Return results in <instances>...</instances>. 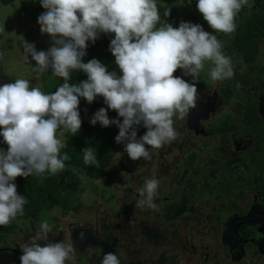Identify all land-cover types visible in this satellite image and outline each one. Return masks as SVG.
Wrapping results in <instances>:
<instances>
[{"label":"clouds","instance_id":"clouds-1","mask_svg":"<svg viewBox=\"0 0 264 264\" xmlns=\"http://www.w3.org/2000/svg\"><path fill=\"white\" fill-rule=\"evenodd\" d=\"M47 9L38 17L41 32L54 42L47 51H37L34 44L22 39L23 58L30 55L37 62L33 67L36 79L49 67L64 83L46 94L31 86L30 80L17 78L14 83L0 86V127L8 150L0 149V226L8 225L17 215H23L27 203L19 195L17 177L45 172L55 175L66 168L70 157L61 155L67 147L62 139L66 132L75 135L82 125L78 107L80 97L91 104L103 96L109 108L123 118L110 120L107 109H99L91 120L108 127L116 124L117 143L125 144L132 160H151L150 148H161L179 135L173 117L183 119L197 106L196 82L209 61V76L213 81L234 77L233 61L222 52V42L202 25L181 22L179 27L163 21L157 0H41ZM248 0H198L196 7L215 33L236 31V17ZM171 15L167 7L164 16ZM160 24L161 26L157 27ZM3 29H0L2 31ZM115 33L110 50L122 72H109L98 60L83 62L87 41L99 33ZM0 52V59L3 58ZM183 69L191 76L189 83L174 76ZM82 70L88 79L71 84V73ZM146 133L138 138L137 126ZM86 165L100 167L96 150H83ZM159 181L147 178L137 189L136 208L156 209ZM53 225L42 220L36 234L21 246L22 264H66L75 249L71 244L49 241ZM262 234H257V237ZM46 242L41 246L38 241ZM101 264H121L117 254L106 253Z\"/></svg>","mask_w":264,"mask_h":264},{"label":"flooded vegetation","instance_id":"flooded-vegetation-1","mask_svg":"<svg viewBox=\"0 0 264 264\" xmlns=\"http://www.w3.org/2000/svg\"><path fill=\"white\" fill-rule=\"evenodd\" d=\"M240 55L248 68L237 74L238 83L221 85L197 99L198 104L210 98L214 107L196 122L194 129L200 132L189 134L193 109L182 120L188 149L173 162L172 197L160 199L159 204L170 200L166 212L154 216L172 223L171 229L144 218L132 229L129 219L122 224L99 214L88 223L64 224L49 233V241L74 247L66 264H101L106 253L117 254L121 264H151L146 251L152 264H264V63L260 53L253 62ZM227 87L232 90L229 100ZM234 95L238 98L230 102ZM197 205L203 215L196 214ZM39 216L51 221L48 214ZM8 234L0 237V264H22V245L6 240ZM29 241L27 236L22 243Z\"/></svg>","mask_w":264,"mask_h":264},{"label":"rangeland","instance_id":"rangeland-1","mask_svg":"<svg viewBox=\"0 0 264 264\" xmlns=\"http://www.w3.org/2000/svg\"><path fill=\"white\" fill-rule=\"evenodd\" d=\"M260 1L264 0H248V4L243 6L240 13L248 15L251 11L258 10ZM157 2L166 4L163 0H157ZM170 6L174 7L176 12L172 21L167 23L172 24L176 28L179 27L181 22L202 25L205 31L217 36L222 42V52L226 56H230L233 61L234 77L224 81H213L209 76L212 64L209 61L205 62V68L200 73V80L196 82L198 99H203L209 91L221 85L237 84V74L243 72L248 66L243 63L240 53L232 45L235 32L231 34L215 33L207 21L204 20L202 14L192 7L190 0H176ZM38 17V12L31 0H13L8 4H3L0 1V29H3L0 31V52L4 54L3 58L0 59V86L6 83H14L17 78H23L30 80L31 86L39 87L43 91L42 74H40L39 79H36V73L32 70L33 67H37V63L30 56H28V61L24 60L22 47V39L34 45L45 41V33L41 32ZM249 68L248 71H252V66ZM254 71L257 75V71ZM174 76L181 77L189 83L193 82L191 76L184 75L183 69H177ZM242 81L246 82L247 79L244 78ZM237 98L234 95L230 102ZM96 99L101 101L104 100V97L97 96ZM93 117V115L89 114L82 116L83 120L90 124H92L91 120ZM182 120L178 116L173 117L174 127L179 133L177 139L163 145L161 148H150L151 160L140 159L134 161L129 159L122 150L118 149L106 159L104 171L98 178H82V192L71 208L67 211H62L56 206L48 213L51 217L49 223L53 225L51 235L56 233L59 227L64 226V224L72 225L94 221L96 214L104 215L117 222L121 219L122 224L129 219L132 229L134 226L137 228L140 218H144L148 224L158 225L163 230L167 229L169 231L172 223L163 220L159 221L154 216L156 211L161 213L160 215H164L166 212L165 209L169 199L165 200L167 202L162 200L161 205L159 204L160 199L172 197V165L176 157L182 158L188 149L187 138L181 135L183 133ZM2 130V127H0V132ZM66 133L62 138L64 140H66ZM8 147L3 136L0 135V149L7 151ZM147 178H156L159 181V195L155 200L156 209H140L135 206V202L139 198L137 189L143 186ZM14 183L17 185V178ZM125 188L127 189L125 190ZM17 192L21 195L18 185ZM127 193L129 198L126 197ZM135 209L134 214H136V217H133ZM128 213H130L131 218L127 217ZM196 214L203 215L202 206H196ZM41 222L42 219L39 215L35 220L33 218L21 219L15 228L16 230L14 229V232L8 234L6 240L16 246L24 245L22 241L26 240L27 236L31 239L38 231ZM146 245L150 246L149 243H146ZM155 246L158 247L159 245ZM150 255L151 252L148 254V251H146L145 257L152 264L153 261L149 259Z\"/></svg>","mask_w":264,"mask_h":264},{"label":"trees","instance_id":"trees-1","mask_svg":"<svg viewBox=\"0 0 264 264\" xmlns=\"http://www.w3.org/2000/svg\"><path fill=\"white\" fill-rule=\"evenodd\" d=\"M3 4H8L13 0H0ZM36 8L38 15L46 12L43 8L41 0H31ZM164 3L157 2L161 23L163 21L170 22L176 12V9L170 6L176 0H163ZM198 0H190L192 7L199 12L196 7ZM258 10L251 11L250 14L240 13L236 17V31L232 42L236 49L243 55L248 62H253L258 53L263 57L264 63V1L259 2ZM171 8V15L165 17L164 11L166 8ZM203 16V15H202ZM161 26L160 24L157 27ZM115 38V33H99L98 38L93 42L87 41L86 55L83 57V62L87 63L92 59H98L109 72H116L117 75H122L119 66L116 64L115 56L110 50L111 41ZM263 40L262 42H260ZM54 42L49 34L45 33V41L35 45L37 51L47 52ZM30 56V55H29ZM31 57V56H30ZM32 58V57H31ZM34 62H36L34 60ZM37 63V62H36ZM43 77V92L46 94L57 90L64 83L62 77L54 76L51 67L42 73ZM87 74L82 70H74L71 73V84H79L87 80ZM227 100H229L232 90L225 89ZM78 111L82 120L81 129L75 135L70 132L66 133L67 147L61 150V155L67 153L70 157L65 161V170L52 175L45 172L43 178L38 175L29 177H17V185L20 189V194L27 198V203L24 206L23 215H17L8 225L0 226V237L12 232L19 220L24 218H36L38 215H47L54 207H59L62 211H67L79 198L82 192V178H98L105 168V161L110 154L120 149L129 157L125 151L124 143H117L115 137L119 134V128L116 124L108 127L102 126L99 122L96 125L85 122L83 115H95L101 109H107V114L110 120L119 119L123 122V118L119 117L118 112L112 110L105 103V100H95L89 104L88 101L80 97ZM146 133V128L142 125L137 126L138 138ZM92 147L96 150L97 159L100 161V167L94 165H86L83 160V150ZM132 160V159H131ZM136 161V160H135Z\"/></svg>","mask_w":264,"mask_h":264},{"label":"water","instance_id":"water-1","mask_svg":"<svg viewBox=\"0 0 264 264\" xmlns=\"http://www.w3.org/2000/svg\"><path fill=\"white\" fill-rule=\"evenodd\" d=\"M211 99L208 98L206 101H199L197 106L193 109L192 111V114L194 116V118L190 121H188V126H189V134L191 136H195L196 134H198L200 132L195 130L194 127H195V124L196 122L200 119V118H206L208 116V112H210L214 107H210L212 104H211ZM203 112V115L201 117H199V115H197V113H201ZM78 231V229H77ZM76 230L74 231V239L75 241L79 242L78 240V232Z\"/></svg>","mask_w":264,"mask_h":264}]
</instances>
